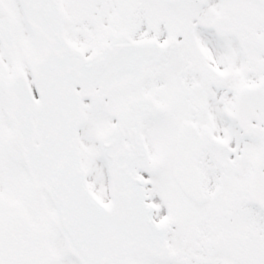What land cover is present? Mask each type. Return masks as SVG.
I'll list each match as a JSON object with an SVG mask.
<instances>
[{
	"label": "snow or ice",
	"instance_id": "6c2138e0",
	"mask_svg": "<svg viewBox=\"0 0 264 264\" xmlns=\"http://www.w3.org/2000/svg\"><path fill=\"white\" fill-rule=\"evenodd\" d=\"M0 264H264V0H0Z\"/></svg>",
	"mask_w": 264,
	"mask_h": 264
}]
</instances>
